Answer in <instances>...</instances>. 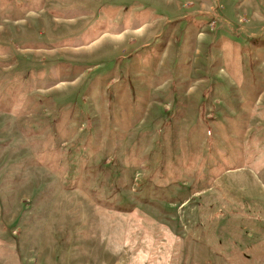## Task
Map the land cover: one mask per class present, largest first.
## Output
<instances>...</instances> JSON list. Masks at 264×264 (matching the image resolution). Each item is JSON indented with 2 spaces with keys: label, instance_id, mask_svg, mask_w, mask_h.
Returning a JSON list of instances; mask_svg holds the SVG:
<instances>
[{
  "label": "rangeland",
  "instance_id": "374dc122",
  "mask_svg": "<svg viewBox=\"0 0 264 264\" xmlns=\"http://www.w3.org/2000/svg\"><path fill=\"white\" fill-rule=\"evenodd\" d=\"M0 264H264V0H0Z\"/></svg>",
  "mask_w": 264,
  "mask_h": 264
}]
</instances>
